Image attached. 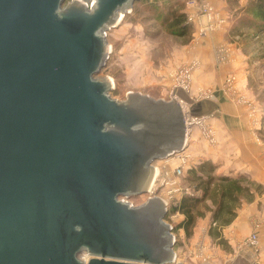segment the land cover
Listing matches in <instances>:
<instances>
[{"label":"water","instance_id":"95a60500","mask_svg":"<svg viewBox=\"0 0 264 264\" xmlns=\"http://www.w3.org/2000/svg\"><path fill=\"white\" fill-rule=\"evenodd\" d=\"M136 1L0 0V264L175 261L166 202L124 198L184 150V92L118 101L96 77ZM250 263L249 244L227 264Z\"/></svg>","mask_w":264,"mask_h":264},{"label":"rangeland","instance_id":"374dc122","mask_svg":"<svg viewBox=\"0 0 264 264\" xmlns=\"http://www.w3.org/2000/svg\"><path fill=\"white\" fill-rule=\"evenodd\" d=\"M207 10L212 13L211 20H208ZM181 15L186 23L173 27ZM183 29L187 31L182 32ZM107 38L109 59L96 77H108L113 81L112 98L124 101L125 93L133 92L169 101L178 90L183 91L179 93L186 97L187 101L182 100L183 103L194 110L196 103L213 101L219 94L222 102L245 110L244 139L251 143L253 149L259 148L257 152H251L253 162L264 163V0H138L118 26L107 32ZM236 50L241 53L237 59ZM194 65L196 67L191 69ZM186 70H191L187 77ZM183 83L185 90L180 86ZM202 115L210 116L202 129L197 125L192 128L185 153L190 156L189 163L183 167V175L176 178L180 188L189 189L193 195L173 193L169 209L184 196H201L193 172L199 171L203 164L215 166L216 178L240 175L218 171L228 162L243 160L242 150L237 152L235 148L223 146V123L215 112L200 113L198 117ZM205 129L216 135V147L209 146L203 134ZM223 138L227 136L224 134ZM170 159V168L180 165L176 156ZM160 163L161 160L155 162L157 166ZM259 172L258 176L263 175V178V170ZM243 176L264 190V186L253 181L249 174ZM167 192L168 189L161 188L157 195L167 197ZM149 197L143 194L131 197L129 201L137 206ZM213 209L211 200L200 207L202 215L198 216L190 237L183 230L176 229L184 218L182 215H166L165 221L173 227L176 238V258L171 264H227L236 257L242 245L250 244L253 234L257 235L258 242L250 244V264L261 262L263 248L258 233L259 222L241 223L226 234L219 227L221 238L218 239L217 235L209 234L210 229L200 231L207 225L205 218L212 216ZM232 240L236 243H231Z\"/></svg>","mask_w":264,"mask_h":264},{"label":"trees","instance_id":"16d2710c","mask_svg":"<svg viewBox=\"0 0 264 264\" xmlns=\"http://www.w3.org/2000/svg\"><path fill=\"white\" fill-rule=\"evenodd\" d=\"M179 21L173 25L181 26L186 23L183 15L179 16ZM187 26H184V29ZM182 30L185 32L187 30ZM215 166L203 164L199 171L193 172L198 181L197 190L201 191L200 197H182L177 204L168 210V213H179L184 218L178 224V230H183L187 237L193 234L196 220L200 214V207L206 205L208 200H211L214 209L211 216V228L209 234L217 235L220 239L219 227H226L230 225L237 216V210L241 207L243 202H250L253 200L256 192H261V186H256L243 175L235 177L224 175L214 176ZM216 225V226H214Z\"/></svg>","mask_w":264,"mask_h":264},{"label":"crops","instance_id":"0c3cea01","mask_svg":"<svg viewBox=\"0 0 264 264\" xmlns=\"http://www.w3.org/2000/svg\"><path fill=\"white\" fill-rule=\"evenodd\" d=\"M234 47L237 49V46H234ZM237 50L235 52L236 59L239 58V56H241L240 51H237ZM206 73H210V72L207 71ZM193 109L198 114L210 112V111L215 112V114L219 117V119L222 120V123H223L224 129L221 135L223 146L225 144L227 147H230L232 149L235 148L237 152L239 150H242L241 154H243V160H240L239 163L228 162L226 163L225 166L220 167L218 171H222V174L223 172L226 174H229L230 172H233L236 174L240 173L241 175L249 174L250 178L253 181L257 182L259 185L264 186V177L262 178L263 175L258 176V173H257L261 169L263 170V174H264V163L258 162V160H256V162L254 163L252 153H251L252 151L257 152L259 148L253 149L251 143L250 142L248 143L244 139L245 130L242 129V126H244L246 123L245 110L235 106L232 103L222 102L219 94L217 95L216 99L213 101L203 100L201 102L196 103L195 105H193ZM224 134L227 136V138H223ZM223 139H225V143ZM257 162H258V165H257ZM213 163H216L215 160ZM159 165H161V163ZM259 173H261V171ZM205 220L207 221V225L201 227L200 229V231H203V232L211 228V216L207 215ZM249 221H250V224L255 221L259 222L260 224V228H258V233H259V238L262 242L261 248H263V254H262V260L258 264H264V261H263V258H264V190L262 189H261V192L255 193V196L252 201L243 202L241 207L237 210V216L233 220V222L226 227H222L223 233L228 232L230 230L231 231L235 230L236 229L235 227L240 225L241 223L249 224ZM232 242L233 240L231 241V243ZM235 243L236 242L234 241L233 244Z\"/></svg>","mask_w":264,"mask_h":264},{"label":"built area","instance_id":"2783aa9c","mask_svg":"<svg viewBox=\"0 0 264 264\" xmlns=\"http://www.w3.org/2000/svg\"><path fill=\"white\" fill-rule=\"evenodd\" d=\"M207 15H208V20H211L212 19L211 11L207 10ZM220 23H224V22L220 21ZM207 30H208V27L205 29V31H207ZM203 31L204 30H202L201 33ZM195 67H196V65L192 66L191 69H194ZM190 74H191V70L185 71L186 77H187V75H190ZM189 77L190 76H188V78ZM184 83L180 86H181V89L185 90L187 88H186V85ZM180 103L183 107V112H184L185 120H186L187 127H188V129H187L188 137H187L185 148L181 152L173 153L172 155H170L166 159H161V163L163 164V165L161 164L162 166L161 165L157 166L154 163V167L156 168V175H155L154 181L151 185V188H150L149 192L147 193L148 195H150V197H155V196H158L157 191L159 189H161V188H163V190L168 189L167 197L158 196L166 202V204L168 206V210L170 207V202H172V200H173V193L182 192V193H185L186 195H193L192 192L187 188L182 190L180 188L176 178L177 177L179 178L183 175V169H184L183 167L186 166L187 163H189L190 156H189V154H185V153H186L189 141H190L191 136H192V128L194 127V125H197L199 128L202 129L205 121L210 116V115H206V116L202 115V116L198 117V115H193L192 109L191 108L189 109L188 105L185 108L182 100H180ZM203 134H204V137L207 139L209 146L210 145L212 147L217 146V138H216V135H214L213 131H211L210 129H205ZM174 156H176L178 158V160L180 161V165H178L176 168L172 169V168H170V162L169 161L171 160L170 157H174ZM157 181H159V182L157 183ZM156 184H158V185H156ZM124 200L130 202L129 198H124ZM131 204H133V203H131ZM249 242L251 245H255L258 242L257 235L253 234L250 237Z\"/></svg>","mask_w":264,"mask_h":264},{"label":"bare ground","instance_id":"6f19581e","mask_svg":"<svg viewBox=\"0 0 264 264\" xmlns=\"http://www.w3.org/2000/svg\"><path fill=\"white\" fill-rule=\"evenodd\" d=\"M123 18V15H121V19ZM184 104V106H185V108L187 107V104L186 103H183ZM83 259H85V260H87V256H84V257H82Z\"/></svg>","mask_w":264,"mask_h":264}]
</instances>
